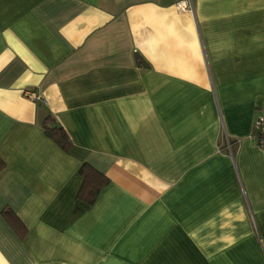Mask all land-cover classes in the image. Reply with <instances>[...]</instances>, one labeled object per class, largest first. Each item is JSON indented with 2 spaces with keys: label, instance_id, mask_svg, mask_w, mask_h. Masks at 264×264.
<instances>
[{
  "label": "crops",
  "instance_id": "crops-1",
  "mask_svg": "<svg viewBox=\"0 0 264 264\" xmlns=\"http://www.w3.org/2000/svg\"><path fill=\"white\" fill-rule=\"evenodd\" d=\"M263 111L264 0H0V264H264Z\"/></svg>",
  "mask_w": 264,
  "mask_h": 264
},
{
  "label": "trees",
  "instance_id": "trees-1",
  "mask_svg": "<svg viewBox=\"0 0 264 264\" xmlns=\"http://www.w3.org/2000/svg\"><path fill=\"white\" fill-rule=\"evenodd\" d=\"M135 59L137 63H143V58L139 54H136ZM44 131L46 135L63 150H67L70 147L71 142L66 130L62 126L57 125L55 120L50 116H48L45 120ZM3 166V161L0 158V170ZM80 173L82 175L83 182L78 191V196L86 203H91L95 199L100 187L107 182V178L87 164H83L81 166ZM4 214L11 226L16 231L20 232L23 226L19 219L16 216L11 215L8 210H4Z\"/></svg>",
  "mask_w": 264,
  "mask_h": 264
},
{
  "label": "built area",
  "instance_id": "built-area-1",
  "mask_svg": "<svg viewBox=\"0 0 264 264\" xmlns=\"http://www.w3.org/2000/svg\"><path fill=\"white\" fill-rule=\"evenodd\" d=\"M187 5L185 2H182V5L180 6V9H187L190 8L192 3H188ZM30 96H32L33 99L44 101V98L35 93H30ZM255 125V140L257 147L261 150L263 154L264 159V111L258 114L254 120Z\"/></svg>",
  "mask_w": 264,
  "mask_h": 264
}]
</instances>
